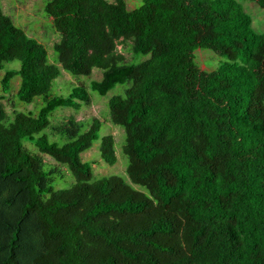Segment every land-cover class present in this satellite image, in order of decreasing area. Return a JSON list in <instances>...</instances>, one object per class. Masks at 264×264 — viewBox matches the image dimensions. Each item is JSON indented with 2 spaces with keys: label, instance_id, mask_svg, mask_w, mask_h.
<instances>
[{
  "label": "trees",
  "instance_id": "trees-1",
  "mask_svg": "<svg viewBox=\"0 0 264 264\" xmlns=\"http://www.w3.org/2000/svg\"><path fill=\"white\" fill-rule=\"evenodd\" d=\"M45 10L59 64L0 4V69L21 63L2 91L20 76L16 99L43 100L37 113L16 104L9 113L0 101V264H264V32L242 0H49ZM198 49L231 62L204 70ZM95 68L103 76L90 88L53 90L63 70ZM125 84L108 106L125 131L130 181L95 179L82 154L102 121L73 125L63 141L47 130L58 110L80 111L91 91ZM100 153L117 163L114 135Z\"/></svg>",
  "mask_w": 264,
  "mask_h": 264
},
{
  "label": "rangeland",
  "instance_id": "rangeland-1",
  "mask_svg": "<svg viewBox=\"0 0 264 264\" xmlns=\"http://www.w3.org/2000/svg\"><path fill=\"white\" fill-rule=\"evenodd\" d=\"M49 0H0V4L5 12L12 16L15 24L24 29L30 36L37 38L45 45L49 53V60L51 63H58V55L54 50V43L60 40V34L55 30L53 19L49 17L45 7ZM115 2L116 0H110ZM129 8H135L142 4V0H126ZM246 11L251 15L253 20V27L257 32H264V9L256 2L250 0H242ZM119 50H123L119 46ZM128 61L141 62L149 56H133L131 51H123ZM196 63L204 70L213 71L218 69L225 63L231 62L228 58L223 57L210 49H198L196 51ZM19 61H13L5 64V68L0 69V101L3 102L9 111L12 113L13 104L21 111L38 112L43 100L38 98L32 104H26L16 99V92L21 83V77L17 76L13 80V91L11 94L5 95L2 91L1 80L8 69L20 68ZM103 72L95 68L90 76H73L71 73L64 71L63 74L55 81L53 90L62 91L64 95L69 94L71 84H83L90 88L93 80L102 79ZM70 86V87H69ZM129 85H118L111 90L107 95L101 96L100 94L91 91L92 103L89 106H84L80 111H74L70 108L60 109L55 113L51 127L47 130L52 140L63 141L66 140L65 132L72 129L75 125L78 130L85 131L90 126L92 118H99L102 123L100 132V139L94 143V146L82 154L84 161L94 162L95 179L104 176L120 175L129 180L127 174V167L129 164L128 157L123 152L125 142V131L122 127L117 126L111 119L108 100L111 96L119 94L123 95ZM61 94V93H60ZM66 121V123H62ZM68 122V123H67ZM112 134L116 140V154L118 161L115 165L107 164L101 157L100 146L101 140L104 136ZM30 148L36 150L34 146L27 143ZM47 160L56 163L53 159L46 156ZM66 177L65 182L71 183L74 181L73 175L65 168ZM130 181V180H129ZM70 184V185H71ZM70 185H63V182L58 185L69 187ZM138 187V186H136ZM57 188V186H56Z\"/></svg>",
  "mask_w": 264,
  "mask_h": 264
}]
</instances>
